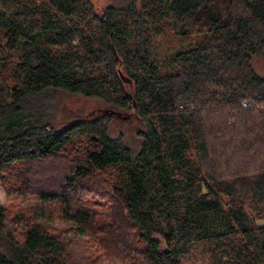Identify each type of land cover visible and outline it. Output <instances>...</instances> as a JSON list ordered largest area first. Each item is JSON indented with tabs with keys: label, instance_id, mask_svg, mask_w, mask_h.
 <instances>
[{
	"label": "trees",
	"instance_id": "16d2710c",
	"mask_svg": "<svg viewBox=\"0 0 264 264\" xmlns=\"http://www.w3.org/2000/svg\"><path fill=\"white\" fill-rule=\"evenodd\" d=\"M167 36L198 40L161 62ZM260 55L264 0H0V187L27 215L0 205V264H264ZM50 90L139 117V153L30 110Z\"/></svg>",
	"mask_w": 264,
	"mask_h": 264
},
{
	"label": "rangeland",
	"instance_id": "374dc122",
	"mask_svg": "<svg viewBox=\"0 0 264 264\" xmlns=\"http://www.w3.org/2000/svg\"><path fill=\"white\" fill-rule=\"evenodd\" d=\"M127 0H91L92 4L98 11H102L110 6H121ZM141 9V4L138 5ZM197 37L187 38H175L167 36V38L156 37L154 44V51L156 55H159L161 62H165L171 52L169 48H175L177 51H187L194 48L197 44ZM170 42V43H169ZM170 46V47H169ZM253 67L256 72L264 77V55L253 57ZM30 110L36 112V110H44L45 118L49 123H52L54 127L60 128L66 126L78 119L94 120L101 116H108L111 118L110 135L118 140H121L126 146L131 148L136 154L142 148L143 139L142 134L145 131L143 121L137 116H127L122 111L104 103L98 98H87L79 94H70L65 91H47L42 95H36L29 103ZM114 110L116 112H114ZM122 112V113H121ZM20 180V179H19ZM14 179L11 184L19 181ZM18 194V193H17ZM21 196L9 195L5 187H0V205L4 206L12 221L21 222L26 213L23 211L26 209V204L21 203L19 200ZM93 210L97 212L100 224L109 223L111 219L106 213V208L103 203L91 205ZM258 225L264 227V220L258 221ZM19 234L18 231H16ZM87 249L93 244L87 241L77 242L75 249L76 254L83 250L85 252V244ZM96 252H93L92 257Z\"/></svg>",
	"mask_w": 264,
	"mask_h": 264
},
{
	"label": "built area",
	"instance_id": "2783aa9c",
	"mask_svg": "<svg viewBox=\"0 0 264 264\" xmlns=\"http://www.w3.org/2000/svg\"><path fill=\"white\" fill-rule=\"evenodd\" d=\"M244 107H247V105H246V104H244Z\"/></svg>",
	"mask_w": 264,
	"mask_h": 264
}]
</instances>
